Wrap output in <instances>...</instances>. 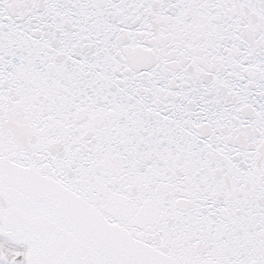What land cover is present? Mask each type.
<instances>
[{
  "label": "snow or ice",
  "instance_id": "6c2138e0",
  "mask_svg": "<svg viewBox=\"0 0 264 264\" xmlns=\"http://www.w3.org/2000/svg\"><path fill=\"white\" fill-rule=\"evenodd\" d=\"M0 264H264V0H0Z\"/></svg>",
  "mask_w": 264,
  "mask_h": 264
}]
</instances>
